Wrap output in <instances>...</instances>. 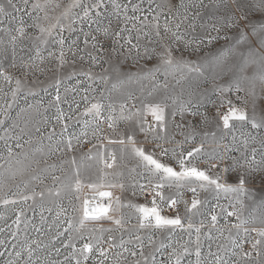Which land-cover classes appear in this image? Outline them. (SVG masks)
<instances>
[{
	"label": "rangeland",
	"instance_id": "rangeland-1",
	"mask_svg": "<svg viewBox=\"0 0 264 264\" xmlns=\"http://www.w3.org/2000/svg\"><path fill=\"white\" fill-rule=\"evenodd\" d=\"M14 2L20 4L21 0ZM116 2L130 8L140 3V0H133V5H128L127 0H116ZM158 2L163 4L165 0ZM207 2L211 3V0ZM74 3L75 0H30L26 7L21 6L20 12L24 13L23 26L26 28V34L23 38H17V66L13 67L10 48H5L8 54L0 58V65L10 77V81L0 77V121H3V125L0 126V165H2L0 217L3 218L0 219V241L5 242L4 246L7 249L5 252L4 248H0V252L3 253L0 255V264H12L13 261H16V264H31L28 253H21V249L29 244L32 245L33 259L39 264H57L58 261L75 264V259L69 258L73 255L72 249L63 247L68 243L69 237L77 248H82L86 243L99 245L88 256L87 264H141L140 249H143L144 259H149L150 264L152 258L155 264H170V261L174 264L177 256L180 264H190V262L195 264L196 257L183 256L184 249L180 248V245H187L189 250L195 249L196 245L192 241L195 240L196 232L192 229L200 228L201 256H207L210 243L203 239L205 235L213 237L212 250L216 251L215 245L221 244V240L216 238L217 230L209 231V228L201 223L203 221L207 224L211 215L218 217L217 229L224 232L225 237L229 232H236L233 225L248 221L242 225L240 243L245 252L250 251L252 241L260 239L255 232L264 230V224L261 223L264 220V188L259 181L248 185L249 191L253 192L251 197L238 198L234 194L220 193L217 199L212 192L201 191L197 196L187 188L165 186L160 189L164 197L161 201L160 197L155 196V189L152 187L157 177L148 174L143 163L134 156L132 149H143L146 154L162 159L163 163L179 171L177 159H187L190 152L201 147L204 155L198 154L187 166L194 164L199 170L215 175V164L208 154L225 153L223 145L242 148L239 137L243 131L251 129L250 126H244L241 131L238 125L236 131L238 139L235 143L232 134L218 131L222 128V124L216 114L220 113V116H223L227 114V109L218 107L220 97L213 94V89L232 87L231 93L223 95L225 98H230L237 108L246 111L251 117L253 100L248 93L254 89L257 95H264V83L259 80L252 85L242 83V90L237 94L233 85L238 69L237 73L223 78H214V74L205 69V76L208 77L205 81L204 77L194 79L193 76L179 70L175 75H170L160 68L162 61L152 59L145 63L143 58L140 63L144 64L146 69L154 70L155 75L151 79H139L144 73H138L135 68L129 71V66L135 60V53L130 56L127 50L120 49L118 45L114 48V41L108 42L102 37L98 42L100 51L90 47L85 48L84 36L88 32L87 25L84 21L74 24L73 20H79L83 12L89 10V0H82L83 8L71 7ZM166 3V7L156 9V5L152 4L151 0H144L140 4V11L136 13L129 11L128 16L133 18L132 22L135 17L148 16V21L141 20V24L137 27L156 23L153 17L160 14V35L157 37L153 29L143 27V31L148 32V36L140 41L142 50L155 49L157 54H160L165 48H171L175 61L196 65L205 63L217 53L228 54L229 48H235L236 51L245 49V45L238 42L239 33L245 29L241 24L240 29L228 28L221 34L212 33L213 36H219L217 42L212 45L202 44L199 50L193 51L202 37L208 39L204 26L211 27L209 9L205 8L201 12L200 9L192 7L193 0H166ZM228 3L232 9H235L236 6L231 4L230 0ZM241 3L247 6L245 12L250 13L253 20L264 19L257 11L259 0H241ZM34 4L40 6L35 11L32 8ZM0 7L6 9V14L0 16V21H3L0 23V28L14 35L21 26L20 12H15L7 4V0H0ZM101 11L106 13V18L101 20V24L110 26L113 33L128 23L123 19V13L120 18L115 17L113 13L116 9L111 6ZM66 12L67 16H65ZM185 13L190 15L186 18ZM165 24H168L173 31L178 27L179 31L184 33V39L191 42L192 46L187 47L183 42L178 43V38L171 32L164 33ZM95 27L93 25V28ZM40 29L46 30L44 35H41ZM61 29L65 30L61 31ZM47 32H51V35H47ZM129 35L135 36L136 33ZM37 37L40 39L37 40ZM59 39L64 40L63 46L58 43ZM0 40H3L4 45L9 44V37L4 33H0ZM149 40L152 41L151 44L148 43ZM89 44H91L90 39ZM62 48L66 53V62L63 68H59L58 59ZM70 48L76 52L75 56L69 51ZM37 52L40 53L39 56L36 55ZM53 53L57 56L52 57ZM81 55L84 56L83 60L80 59ZM19 57H23V60ZM237 62V58L229 55L228 64L235 65ZM24 63L33 64V69L31 71L21 69L19 65ZM255 75L254 67L248 68L243 73V77L249 80ZM89 76L92 79H88ZM17 80L20 81L19 91L16 86ZM159 85H163L164 89L161 90ZM57 95L61 97L59 107L65 116L71 115L70 120L64 121L69 128L63 136L60 135L63 126L56 122ZM237 95L240 100H245L247 103H240ZM164 97L184 102L189 99L194 101L203 99L204 103L198 105L193 103L189 106L188 111H197L199 113L197 116L184 119L177 117L174 121L170 119L174 106L167 108L168 135L173 142L164 145L168 148L169 155L161 158L159 150L153 151L155 145L144 135L140 125L141 123L152 125L153 117L146 114V108L149 103L162 100ZM96 103L103 105L99 119L94 114L84 116L83 113ZM121 104L126 105V108L122 110ZM69 105H72L71 109ZM134 112H141V115L133 116ZM204 116H207L206 122ZM256 116L264 119V102L259 103ZM112 120L115 121L113 128H108L107 123ZM132 128L137 132L133 137L136 141L134 144L107 142L109 138L127 139L125 134ZM53 132L55 133L53 139L49 141L47 137ZM213 133L222 140V144L212 139ZM253 134L256 135L255 132ZM259 135L264 136V132ZM186 136L192 138L191 142L185 140ZM205 136L208 137L207 140L203 139ZM69 138L73 140L71 151L62 144V141ZM29 140L31 143L26 142ZM85 140L87 143H83ZM17 142L23 147H17ZM9 144L12 146L11 156L8 155L9 149L6 148ZM93 145L101 147L97 149ZM173 149L182 155L173 157ZM258 149H260L259 141L249 149V152L256 151L257 160L264 155V150ZM110 156H113L115 164L112 168L106 169L105 160ZM199 157L205 162L203 166H198L194 162ZM231 158L239 159V152L233 153ZM225 161L223 166L227 167L231 163L228 153H225ZM77 182L81 184L79 192L75 190ZM112 184L117 187H110ZM119 185H123V189ZM141 185L145 186L143 192L140 189ZM93 187L98 190L94 191ZM57 192L60 193L59 196L56 195ZM105 192L112 195L110 200L112 208L108 217L99 221H86L84 227L77 232L76 229L80 228V220L83 217L84 202L87 201L91 209L95 204L92 205L90 197H101ZM116 197H119V207ZM154 199L163 218H180V228L160 230L141 227L144 221L136 208L150 209ZM173 199L177 200V204L175 208L170 209L168 205ZM193 199L200 201V208L195 214L187 211L185 207L186 205L191 207ZM8 201L13 203H7ZM221 208L224 209L223 212ZM58 212L61 213L59 217ZM228 212L235 215L228 216ZM17 220H19L18 228ZM114 220L120 221L119 226L112 222ZM189 221H191V240L189 231H184L189 229ZM69 224L72 228L63 232ZM60 232L63 234L57 239ZM244 232L249 233L247 242L243 238ZM13 235L18 239L13 240ZM9 241L11 244L8 243ZM101 250L106 253L103 257L99 255ZM17 253H21L18 259ZM129 253L136 255L133 257ZM239 255L238 252L237 257ZM251 264H255V261Z\"/></svg>",
	"mask_w": 264,
	"mask_h": 264
},
{
	"label": "snow or ice",
	"instance_id": "snow-or-ice-1",
	"mask_svg": "<svg viewBox=\"0 0 264 264\" xmlns=\"http://www.w3.org/2000/svg\"><path fill=\"white\" fill-rule=\"evenodd\" d=\"M30 0H21L20 4L14 2V0H7V4L11 6L15 12H20V7H26ZM144 0H140V3L135 4L132 7H123L116 0H89L88 9L83 12V15L80 16L79 20H73L74 24H80L81 21H84L87 25L88 32L85 33L84 36V46L85 48L95 49L96 51H100V47L98 46L99 39L102 37L105 41L115 42L113 47L115 48L117 45L122 50H127L129 55L135 53V60L132 65L129 66V71H132L133 68L138 73H144L143 76H140L139 79H151L152 76L155 75V71L152 69H146L144 64L140 63L141 58L145 61V63L152 59H158L162 61L160 68L164 69L168 74L175 75V73L179 70L184 72L186 75L193 76V78L204 77L205 81H207L208 77L205 76L204 70L207 69L208 72L214 74L215 77H226L230 74L237 73V69L239 72L237 73V78L233 87L237 94L241 92V84L248 83L249 85L254 84L257 80L261 83H264V19L261 21H255L252 19L250 13H246V5L241 3V0H230L231 4L235 5V9H232L229 6L228 0H211V3H208L207 0H193L192 7L198 8L203 11V9H209V15L211 16V27L205 25L204 27L207 30L208 39L205 40L203 37L200 39V43L196 44L193 51L199 50L202 44L204 45H212L219 40V36H213L212 33L221 34L225 29L228 28H236L240 29L241 24L245 26V29L239 33L238 42L241 45H245V49L242 51H236L235 48H229L228 54L217 53L214 57H210L206 60L205 63L192 65L189 63H181L177 62L173 59V50L171 48H165L162 53L157 54L155 49H141L140 41L144 39V37L148 36V32L143 31V27L147 26L155 31L156 36L160 35V14H157L153 17L156 23H148L146 25H141L137 27V25L141 24V20L148 21V16L143 17H135L134 22L133 18L128 16L129 11L132 13H136L140 11V4H142ZM128 5H133V0H127ZM152 4L156 5V9H161L162 7H166L167 3H159L158 0H151ZM109 6L116 9L113 15L117 18L121 17V13H123V19L128 21L122 27H120L117 32L113 33L110 26H103L101 24V20L106 18V13L102 12L101 9H106ZM39 4L32 5L33 11L39 8ZM73 8H83L82 0H75V3L71 6ZM155 11V9L153 10ZM257 11L264 17V0H259L257 5ZM93 13L95 16L93 17ZM239 13V15H236ZM6 14V9L4 7H0V16H4ZM23 15L24 13L20 12V20L19 26L17 28L16 33L13 35L7 30L0 28V33H4L9 37V44L4 45L3 40H0V58L6 56L8 53L5 51V48H10L11 56H12V64L13 67L17 66V38H23L26 34V28L23 26ZM68 13H65L67 16ZM190 13H185V17L187 18ZM31 16V13H29ZM223 16V19H221ZM3 21H0L2 23ZM183 23V21H181ZM93 25L96 27L93 28ZM195 25H193V28ZM71 28V25H69ZM81 29H83V25H81ZM65 29H61L64 31ZM75 31V29H72ZM41 35L45 34V29H40ZM163 32L168 33L171 32L174 37H177V42H183L187 47H191V42L184 39V33L179 31V28L173 31L168 24L163 26ZM95 33V34H93ZM129 33H136L135 36L129 35ZM47 35H51V32H47ZM37 40L40 37L36 38ZM89 39L91 40V44H89ZM58 43L63 46L64 40L59 39ZM75 43V42H74ZM149 44L152 43L151 40L148 41ZM23 51V49H21ZM73 56L76 55V52L71 48L69 49ZM246 53V54H245ZM37 56L40 55L39 52L36 53ZM229 55L237 58V63L235 65L228 64L227 61L229 59ZM57 54L53 53L52 57H56ZM20 60H23V57H19ZM80 59L83 60L84 56L81 55ZM95 59V58H94ZM66 62V53L61 49L59 53L58 66L59 68H63ZM19 67L21 69H28L31 71L33 69V64L24 63L20 64ZM254 67L256 69V75L249 80L247 77H243V73L248 69ZM118 70V69H117ZM0 77H3L5 81H10V77L6 75L5 70H3L2 65H0ZM88 79H92L91 76ZM17 91L20 90V81H16ZM161 90L164 89L163 85L158 86ZM232 87L224 88L221 87L219 89H213V94L219 96L218 107L226 108L227 114L220 116V113H217V118L220 120L222 124V128H219L218 131L224 133L232 134L233 142L238 139L236 135L237 126L239 125L241 131H243L244 126H250L251 130L243 131V134L239 137L240 146L229 147L227 145H223L225 149V153L231 154L235 152H239L240 158L235 159L231 158V163L228 164L227 167L223 165L226 163L225 161V153H209V158L213 161L216 168V174L211 175L210 173H206L205 171L199 170L194 164L190 165L191 161L197 157V155H204L203 148L197 147L195 151L190 152L188 154L187 159H177L176 164L179 168V171L174 170L173 167L168 166L167 164L162 162V159H157L154 155L146 154L143 149L133 148L132 152L134 156L139 158L147 170L148 174L151 176L157 177L156 182L152 185L155 189V196L160 197V200L163 201L164 197L161 195L160 189L165 186L168 187H182L187 188L195 195H199L201 191L203 192H212L217 199L219 198L220 193L234 194L238 198L240 196L251 197L253 196V192H250L248 189V185L255 184L257 181L260 182L262 188H264V155L260 157L259 160L256 159V151L249 152V149L252 145H255L257 141L260 142V149L264 150V136L259 135V133L264 132V119L257 118L256 111L260 102H264V95H257L255 90L252 89L248 93L252 97L253 100V115L250 117L246 111L237 108L235 102H233L230 98H225L223 94L231 93ZM34 94V93H33ZM237 100L240 103H247L245 100H240L239 95H237ZM55 103L58 105L57 107V117L56 122L62 124V131L60 133L61 136L64 135L68 131L69 125L64 123L66 119L70 120L71 115L65 116L64 112L59 107L61 103V97L57 95L55 97ZM193 103L202 104L204 100L201 99L199 101H194L189 99L187 102L177 99H169L168 97H164V99L156 101L154 103H149L146 108V114L153 117V122L151 126H147L144 123H141L140 128L143 129V133L146 137L149 138L150 142L155 145L153 151L159 150L161 158L167 157L169 155V150L164 145L173 142L170 139L168 133V117H166L167 108L169 106H174L173 113L171 114L170 119L176 120L177 117L181 119L187 117H195L199 113L197 111H188L189 106ZM78 107V105H77ZM103 105L96 103L91 106L88 111L83 113L84 116H88L90 114H94L97 119L101 116V108ZM121 109L126 108V105L121 104ZM69 108H72V105H69ZM112 115V113H109ZM123 116V111L121 112ZM133 116H140L141 112L132 113ZM203 115V114H200ZM205 122L207 121V116H204ZM236 122V123H233ZM115 121H109L107 123L108 128H113ZM3 125V121H0V126ZM39 131V129H37ZM256 133V135L253 134ZM54 132L50 133L47 137L49 141H52ZM137 134L136 129L132 128L128 132H126L127 139L121 138L119 140L108 139L109 144L119 143V144H134L136 141L133 137ZM7 135V134H6ZM81 135H84L81 133ZM194 138V137H193ZM11 139V137H9ZM190 137H185L187 142H191ZM204 140H207L208 137H203ZM212 139L217 143L222 144V140L218 139L215 133L212 134ZM78 140V138H77ZM27 143H31V141H26ZM79 142V140H78ZM83 143H87V141H83ZM62 144L67 148V150L71 151L73 148V140L71 138L66 141H62ZM17 147H23L22 144L17 142ZM11 145H6V148L9 149L8 155L11 156L13 153L10 151ZM95 148H99L101 146L93 145ZM91 152V149L89 150ZM247 154V155H246ZM182 155L177 153L175 149L172 150V156L176 157ZM249 155L251 159L249 160ZM219 157V159H217ZM73 163H75L73 161ZM115 164V160H113L112 164L105 162L104 168H112ZM2 167V165H0ZM79 176V173H77ZM229 181H233V183H229ZM103 187V185H100ZM110 187H117V185L112 184ZM121 189H123V185H119ZM143 185L140 186L141 192L144 191ZM81 189V184L77 182L75 184V190L79 192ZM93 190L96 191L95 187ZM149 193L151 194V189H149ZM57 196L60 195L59 192L56 193ZM31 199V197H28ZM101 199H112L111 193L105 192L101 194ZM117 207H119V197H116ZM239 202V200H238ZM7 203H13V201H8ZM177 204V200H171L168 207L175 208ZM187 211L196 213V210L200 208V201L197 199H193L191 203V207L185 206ZM112 208V205L109 204L107 207H94L89 209V204L87 201L84 202L83 205V217L80 220V228L76 229L77 232L80 231L84 227L86 221H99L101 219H106L108 214ZM136 211L141 214V217L144 223L141 224V227L147 228H155V229H168V228H180L181 220L179 217L174 219H166L160 215V210L158 208L157 202L154 199L152 201V207L149 209L148 207H138ZM223 212L224 209L221 208ZM43 215V214H41ZM61 213H57L59 217ZM228 216L235 215L232 212L227 213ZM0 219H3L0 217ZM113 223L119 226L120 221L114 220ZM218 217L216 215H211L210 220L207 224L201 221L202 225L206 228H209V231L212 229H216L218 232L217 239L221 240V244H216V251L212 250L213 237L211 235H205L203 239L209 241V246L207 250V256H201V229L196 228L192 229V231L196 232L195 240L192 241L195 243L196 248L189 250L187 245H180V248L184 249L182 255L187 256H195L196 261L195 264H251V262L255 261V264H264V230H258L255 232V235L260 239H256L251 243V250L245 252L243 250V245L240 243L241 239V228L244 223L248 221H241L240 225H233L232 227L236 229L235 233L229 232V235L225 237L224 232L217 229ZM255 223V221H253ZM264 224V220L261 221ZM16 227H19V220L16 221ZM69 228H72V225L69 224L67 228L63 229V232H67ZM191 221H189V229H184V231H189V239L191 240ZM60 232L57 236L59 239L60 235L63 234ZM249 237L248 232L243 233V238L245 242H247ZM82 238V237H81ZM13 240H17L18 238L13 235ZM138 239H140L138 237ZM11 244V241L8 242ZM55 243V241H52ZM5 242L0 241V248H5ZM15 247V245H12ZM47 247V245H45ZM64 248L72 249V257L70 259H75V264H87L88 256L93 253L94 248H98V244L86 243L82 248H77L73 243L71 237L68 239V243L63 245ZM123 247V245H120ZM167 247V245H164ZM39 248V245H37ZM27 252L28 259L31 264H39L38 261L33 259L32 245L29 244L27 247L21 249V253ZM240 255L237 257V253ZM21 253H17V259ZM123 254V253H122ZM0 255H3L0 252ZM55 255V254H53ZM100 256H105L102 250L99 252ZM130 256L135 257L136 253H129ZM175 255V254H174ZM141 256V264H150L149 259H144L143 249H140ZM12 264H16V261H13ZM57 264H65V261H58ZM151 264H155L154 258L151 259ZM170 264L173 262L170 261ZM174 264H180L179 256H177ZM191 264V262H190Z\"/></svg>",
	"mask_w": 264,
	"mask_h": 264
},
{
	"label": "bare ground",
	"instance_id": "bare-ground-1",
	"mask_svg": "<svg viewBox=\"0 0 264 264\" xmlns=\"http://www.w3.org/2000/svg\"><path fill=\"white\" fill-rule=\"evenodd\" d=\"M90 200L92 201V205L95 204V205H93L92 208L97 207L99 205H102V206L105 205V206H107V205L110 204V200H108V199H101V197H98V196H92V197H90Z\"/></svg>",
	"mask_w": 264,
	"mask_h": 264
},
{
	"label": "built area",
	"instance_id": "built-area-1",
	"mask_svg": "<svg viewBox=\"0 0 264 264\" xmlns=\"http://www.w3.org/2000/svg\"><path fill=\"white\" fill-rule=\"evenodd\" d=\"M228 155H229V157H232V156H233V153L228 154ZM184 158H185V157H184ZM112 161H113V156H110L109 158H107V159L105 160V162H107V163H109V164H111ZM194 162H195V164L198 165V166H203V165L205 164L203 158H201V157L195 159Z\"/></svg>",
	"mask_w": 264,
	"mask_h": 264
}]
</instances>
